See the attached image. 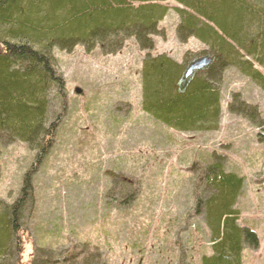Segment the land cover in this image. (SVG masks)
<instances>
[{
    "label": "rangeland",
    "instance_id": "obj_1",
    "mask_svg": "<svg viewBox=\"0 0 264 264\" xmlns=\"http://www.w3.org/2000/svg\"><path fill=\"white\" fill-rule=\"evenodd\" d=\"M163 4L170 10L158 23L160 34L151 36L150 50H141L133 37L111 54L99 46L53 50L65 81V108L50 102V118L59 117L32 176V208L23 220L25 262L44 248L49 260L63 264H202L212 254L211 231L196 194L203 189L202 170L223 157L224 171L243 178L233 205L237 224L258 237L256 247L243 248L242 262L264 264V147L259 129L228 110L238 93L264 118V90L237 66L228 67L219 84L220 119L211 130H179L145 110L146 55L164 54L183 72L209 55L196 38L179 41L173 10L179 5ZM36 158V150L19 140L0 147L3 202L16 200Z\"/></svg>",
    "mask_w": 264,
    "mask_h": 264
},
{
    "label": "trees",
    "instance_id": "obj_2",
    "mask_svg": "<svg viewBox=\"0 0 264 264\" xmlns=\"http://www.w3.org/2000/svg\"><path fill=\"white\" fill-rule=\"evenodd\" d=\"M168 1L179 5L173 8L179 41L193 37L205 44L210 62L185 78L183 66L170 57L146 55L143 108L179 130L215 129L221 115L219 84L228 67L237 66L264 90L259 70L264 71V0H0V147L19 140L37 153L16 200L0 199V264H63L49 260L44 248L24 261L23 220L32 208V176L52 145L59 117L50 118V102L65 108L60 104L65 81L53 50L82 45L90 52L99 46L111 54L131 37L141 50H150L151 36L160 34L158 23L170 10L163 4ZM228 110L259 129L264 147V118L257 106L233 93ZM219 158L202 170L203 189L196 194L211 231L212 254L203 256L202 264H243V248L256 247L258 237L237 224L233 205L243 178L224 171Z\"/></svg>",
    "mask_w": 264,
    "mask_h": 264
},
{
    "label": "water",
    "instance_id": "obj_3",
    "mask_svg": "<svg viewBox=\"0 0 264 264\" xmlns=\"http://www.w3.org/2000/svg\"><path fill=\"white\" fill-rule=\"evenodd\" d=\"M210 62V57L208 56H202L195 60H193L185 69L184 71V77L188 78L193 74L194 71L203 69L206 67Z\"/></svg>",
    "mask_w": 264,
    "mask_h": 264
}]
</instances>
